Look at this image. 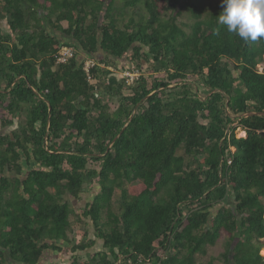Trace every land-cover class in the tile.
<instances>
[{
	"label": "trees",
	"instance_id": "16d2710c",
	"mask_svg": "<svg viewBox=\"0 0 264 264\" xmlns=\"http://www.w3.org/2000/svg\"><path fill=\"white\" fill-rule=\"evenodd\" d=\"M200 1L0 0V264H264V39Z\"/></svg>",
	"mask_w": 264,
	"mask_h": 264
},
{
	"label": "clouds",
	"instance_id": "9594fccd",
	"mask_svg": "<svg viewBox=\"0 0 264 264\" xmlns=\"http://www.w3.org/2000/svg\"><path fill=\"white\" fill-rule=\"evenodd\" d=\"M218 23L245 43L264 39V0H221Z\"/></svg>",
	"mask_w": 264,
	"mask_h": 264
},
{
	"label": "rangeland",
	"instance_id": "374dc122",
	"mask_svg": "<svg viewBox=\"0 0 264 264\" xmlns=\"http://www.w3.org/2000/svg\"><path fill=\"white\" fill-rule=\"evenodd\" d=\"M218 0H201L200 2L208 7L209 5H213L217 2ZM185 17H187V15L183 14L182 16H180V19L185 20ZM66 23H63V25H65ZM264 58V57H263ZM145 68V67H143ZM264 68V61L261 65L258 66L259 70H262ZM16 121H14V126H9V127H4L2 128L0 125V132L2 131H10L12 128H14L16 126ZM241 133L244 135V131L242 130H238L237 131V136H242ZM97 190L95 189V184H88V185H84V193L81 195L82 197V201H80V204H76V207L78 208L80 205H84L85 201H88L91 196L96 193ZM115 203V202H114ZM92 222L89 219L84 218L79 224L75 223L73 224V229H74V233L70 234L71 237L74 236V240L77 241L79 239V237H81L83 231H85V229L87 230V235L86 236H82L81 239L83 240H90V239H95L94 236V229L93 226L91 224ZM223 237V236H222ZM220 238L217 243L213 246H209L208 247V251H207V255L205 257H203V259H207L209 255H216L218 252L222 251L223 249V245H222V241L223 238ZM263 243V247L261 249L260 254L264 256V239L261 240ZM102 241L99 239H95V244L93 245L92 248L88 249V251L94 253L97 250H100L102 248Z\"/></svg>",
	"mask_w": 264,
	"mask_h": 264
},
{
	"label": "built area",
	"instance_id": "2783aa9c",
	"mask_svg": "<svg viewBox=\"0 0 264 264\" xmlns=\"http://www.w3.org/2000/svg\"><path fill=\"white\" fill-rule=\"evenodd\" d=\"M75 52V49L72 46H62L59 48V50L56 52L55 57H56V62L57 63H64L66 62L69 58L73 57ZM94 65V61L91 59H87L85 61L84 69L86 71L87 77L90 78L89 76V69ZM122 75L126 77V81L128 83L132 82L135 78L139 76V71L134 68L132 65V68L129 70H125L122 72ZM121 259L117 261V263L120 262ZM124 264H143L140 260H131L127 259Z\"/></svg>",
	"mask_w": 264,
	"mask_h": 264
},
{
	"label": "crops",
	"instance_id": "0c3cea01",
	"mask_svg": "<svg viewBox=\"0 0 264 264\" xmlns=\"http://www.w3.org/2000/svg\"><path fill=\"white\" fill-rule=\"evenodd\" d=\"M119 62H122V59ZM44 254L45 256L43 257V259H41L39 264H49V263L68 264L72 256V253L69 251L68 246H64L58 252L47 250ZM10 264H19V263L12 262ZM116 264H117V261H116Z\"/></svg>",
	"mask_w": 264,
	"mask_h": 264
},
{
	"label": "water",
	"instance_id": "95a60500",
	"mask_svg": "<svg viewBox=\"0 0 264 264\" xmlns=\"http://www.w3.org/2000/svg\"><path fill=\"white\" fill-rule=\"evenodd\" d=\"M19 78V77H18ZM228 101H229V98H228V96L226 95V107H227V104H228ZM51 108H50V106H49V110H50ZM251 114H254V115H264V112L262 111V112H257V111H252V112H248V113H245V114H243L244 116H247V115H251ZM132 116V115H131ZM48 117H50V113L48 114ZM125 126V125H124ZM124 128V127H123ZM122 132V130L120 131V133ZM119 133V134H120ZM119 134H117V136L116 137H118L119 136ZM115 137V138H116ZM114 138V139H115ZM113 139V140H114ZM112 143V142H111ZM111 143L109 144V147H110V145H111Z\"/></svg>",
	"mask_w": 264,
	"mask_h": 264
},
{
	"label": "bare ground",
	"instance_id": "6f19581e",
	"mask_svg": "<svg viewBox=\"0 0 264 264\" xmlns=\"http://www.w3.org/2000/svg\"><path fill=\"white\" fill-rule=\"evenodd\" d=\"M90 59V58H89ZM91 60H93L94 61V59H91ZM85 65V64H84ZM241 135H243L242 133H241ZM261 252V251H260Z\"/></svg>",
	"mask_w": 264,
	"mask_h": 264
},
{
	"label": "flooded vegetation",
	"instance_id": "af4514ba",
	"mask_svg": "<svg viewBox=\"0 0 264 264\" xmlns=\"http://www.w3.org/2000/svg\"><path fill=\"white\" fill-rule=\"evenodd\" d=\"M79 207H81V206H79Z\"/></svg>",
	"mask_w": 264,
	"mask_h": 264
}]
</instances>
